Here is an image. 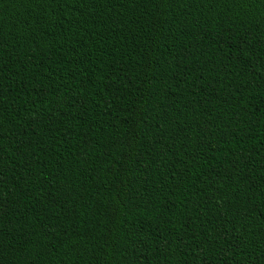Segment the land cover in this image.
Instances as JSON below:
<instances>
[{
	"label": "trees",
	"instance_id": "obj_1",
	"mask_svg": "<svg viewBox=\"0 0 264 264\" xmlns=\"http://www.w3.org/2000/svg\"><path fill=\"white\" fill-rule=\"evenodd\" d=\"M0 264H264V0H0Z\"/></svg>",
	"mask_w": 264,
	"mask_h": 264
}]
</instances>
